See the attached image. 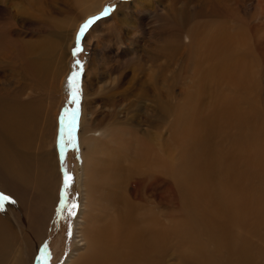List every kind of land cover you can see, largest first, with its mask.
I'll use <instances>...</instances> for the list:
<instances>
[{"label":"bare ground","instance_id":"obj_1","mask_svg":"<svg viewBox=\"0 0 264 264\" xmlns=\"http://www.w3.org/2000/svg\"><path fill=\"white\" fill-rule=\"evenodd\" d=\"M257 2L264 19V0ZM182 3L200 9L209 1ZM193 25L187 90L194 91L171 127V141L178 146L177 165L152 152L148 144L140 147L142 141L134 131L116 129L110 134L121 140L120 152H109L100 160L96 145L104 134L100 129L91 131L96 124L84 117L81 209L74 248L65 264H152L156 251L152 216L151 211L149 218L142 213L146 204L152 209V172L164 188L167 177L174 180L166 189L178 199L179 218H171L154 235L160 241L172 235L181 244L177 250L181 264H264V102L260 88L251 84L249 69L254 52L264 64V43L252 45L247 31L233 29L224 20L209 18ZM258 36L259 31L251 39L257 41ZM25 43L20 47L22 69L16 76L42 91L58 75L55 57L41 49L42 41ZM32 95L21 101L18 96H0V192L17 204L25 226L17 233L24 243L15 250L19 242L0 218V264L32 262L56 200L59 180L49 142L54 128L51 108ZM127 147L132 150L125 152ZM103 173L110 193H104L106 187L100 183ZM99 201L108 203L111 217L97 216ZM161 242L166 245V239Z\"/></svg>","mask_w":264,"mask_h":264},{"label":"rangeland","instance_id":"obj_2","mask_svg":"<svg viewBox=\"0 0 264 264\" xmlns=\"http://www.w3.org/2000/svg\"><path fill=\"white\" fill-rule=\"evenodd\" d=\"M182 1L0 0V96L27 100L35 89L16 76L22 69L21 51L25 42L42 41L41 49H48V56L55 57L58 71L52 83H45L44 90H34L36 94L32 95L33 100L51 108L54 128L49 142L59 182L50 214H45L49 217L44 234L33 251L30 264H65L74 248L83 193L79 170L82 156L86 154L80 140L84 117L87 122L96 124L91 131L100 129V135L104 134L96 145L100 160L106 159L109 152H120L117 146L122 145L121 140L116 141L117 134H110L116 129L130 134L134 131L142 141L140 147L148 144L152 152L177 165L178 146L171 141V127L178 117L177 112L194 91L187 90L191 77L189 31L193 30V24L209 18L224 20L233 29L247 31L252 45L264 43V19L256 6L257 0H216L213 3L201 0L209 3L200 4V9L194 4L184 5ZM90 19L92 22L79 38L81 50L74 55L77 33ZM257 31L262 36L253 41ZM257 54L254 52L249 62L251 84L260 88L264 102V64ZM128 147L125 152L132 150ZM68 176L71 177L70 187L65 188ZM154 176L152 172V209L146 208V204L144 209L147 210L142 212L147 218L149 214L152 216V250H156L152 253V264H181L177 259L181 244L172 235H165L161 240L166 239L163 245L154 235L155 230L165 229L171 218H179L178 199L166 189L174 180L167 177L164 188ZM103 177L100 183L105 186L108 183L105 173ZM107 187H103L104 193H110ZM104 203H96L99 207L96 214L109 218L111 208ZM0 205H3L0 218L19 242L14 245L15 250L20 249L24 240L17 233L25 226H21L23 219L18 206L5 200H0ZM143 215L140 218H144Z\"/></svg>","mask_w":264,"mask_h":264},{"label":"snow or ice","instance_id":"obj_3","mask_svg":"<svg viewBox=\"0 0 264 264\" xmlns=\"http://www.w3.org/2000/svg\"><path fill=\"white\" fill-rule=\"evenodd\" d=\"M91 22H92L91 19L85 22V24L81 26L79 32L77 33V47L74 50V53H73L74 55L81 50L79 48V38L84 34L85 30L87 29V27L89 26ZM77 63H79V61H77ZM70 182H71V177L70 176L66 177L65 178V188L70 187ZM0 200L9 201V197L0 195ZM9 202H12V201H9ZM73 207H75V204H73ZM0 211H3V205H0Z\"/></svg>","mask_w":264,"mask_h":264}]
</instances>
